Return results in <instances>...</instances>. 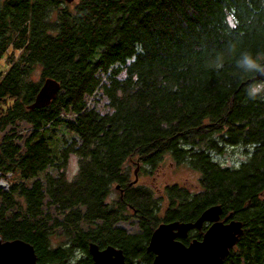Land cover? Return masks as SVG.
<instances>
[{
    "label": "trees",
    "instance_id": "1",
    "mask_svg": "<svg viewBox=\"0 0 264 264\" xmlns=\"http://www.w3.org/2000/svg\"><path fill=\"white\" fill-rule=\"evenodd\" d=\"M248 56L264 65V0H0V182L20 178L0 185V236L31 243L39 264H95L92 242L151 264L161 223L220 204L244 228L223 264H264V81ZM48 80L58 93L37 105ZM98 92L111 111L90 107ZM21 122L29 134L11 132ZM236 147L242 160L216 159ZM167 154L199 173L197 189L157 198L133 183V166ZM131 219L137 232L120 225Z\"/></svg>",
    "mask_w": 264,
    "mask_h": 264
},
{
    "label": "water",
    "instance_id": "2",
    "mask_svg": "<svg viewBox=\"0 0 264 264\" xmlns=\"http://www.w3.org/2000/svg\"><path fill=\"white\" fill-rule=\"evenodd\" d=\"M255 79L264 81V65L258 69ZM59 87L56 81L48 80L38 94L36 104L49 103L58 93ZM222 213V206L215 204L205 209L196 221L161 223L154 230L147 247L148 251L155 254L151 264H223L244 228L240 220L224 221ZM205 222L210 223V226L202 239H194L189 244L180 239L186 237L190 230L202 228ZM89 252L95 264H127L124 251L112 245L101 249L92 242ZM0 264L39 263L31 243L19 238L3 240L0 236Z\"/></svg>",
    "mask_w": 264,
    "mask_h": 264
},
{
    "label": "rangeland",
    "instance_id": "3",
    "mask_svg": "<svg viewBox=\"0 0 264 264\" xmlns=\"http://www.w3.org/2000/svg\"><path fill=\"white\" fill-rule=\"evenodd\" d=\"M13 52V48L10 47L8 50V54ZM17 55L19 53V50L14 51ZM6 57L3 58L0 64V70H5L7 67ZM88 103L90 107H96L100 112L105 113L109 112L112 109L108 106V100L101 94V92H98L93 97L88 99ZM67 119H73V114L64 115ZM11 127L7 129V131H10ZM13 129V130H12ZM11 132L13 131H20L25 134L30 133L29 125L25 122H21L16 128L12 127ZM15 129V130H14ZM60 134V133H59ZM3 135V133H0V136ZM216 159L220 162L225 163H237L238 161L242 160L246 157L245 149L243 147H236V148H229L224 153L216 154ZM78 170V159L75 155L71 156L66 165V173L69 177H72ZM133 170H137V174L135 172L132 173L131 179L133 180V183H136L137 185H143L145 187H149L153 189L155 193V197L157 198H165V189L167 186L172 184H179L180 186H188L191 189H197L198 188V182H199V173L193 169L191 166H189L187 163H176L169 154L165 155L164 159L161 161V163L158 165L156 169H153L151 167H147L143 169L140 163H138L135 166H133ZM47 172H50L54 175L58 174V170L55 168H50L47 170ZM46 172H42L40 174V177H43ZM20 178L17 174L11 177V175H8V179L2 180L0 182V185L7 189L9 187V184L11 181H19ZM118 197V192H113L111 196L109 197V201H111L113 198ZM46 211H49L46 208ZM55 214H57L56 211H54V208H52V211ZM120 225L124 228H126L129 232H137L139 230L137 226V222L135 219H131L130 221H122L120 222Z\"/></svg>",
    "mask_w": 264,
    "mask_h": 264
},
{
    "label": "clouds",
    "instance_id": "4",
    "mask_svg": "<svg viewBox=\"0 0 264 264\" xmlns=\"http://www.w3.org/2000/svg\"><path fill=\"white\" fill-rule=\"evenodd\" d=\"M244 63H246L250 69H258L260 67L251 56L246 57ZM253 92H255V89Z\"/></svg>",
    "mask_w": 264,
    "mask_h": 264
},
{
    "label": "flooded vegetation",
    "instance_id": "5",
    "mask_svg": "<svg viewBox=\"0 0 264 264\" xmlns=\"http://www.w3.org/2000/svg\"><path fill=\"white\" fill-rule=\"evenodd\" d=\"M193 230V229H192ZM191 231V230H190ZM187 237V236H186ZM183 238V237H182ZM181 239V238H180ZM103 248H106V247H103ZM103 248H101V249H103ZM154 257H155V254H154Z\"/></svg>",
    "mask_w": 264,
    "mask_h": 264
}]
</instances>
